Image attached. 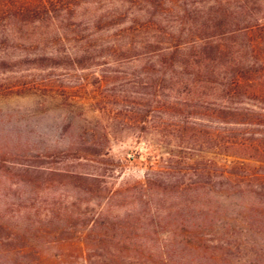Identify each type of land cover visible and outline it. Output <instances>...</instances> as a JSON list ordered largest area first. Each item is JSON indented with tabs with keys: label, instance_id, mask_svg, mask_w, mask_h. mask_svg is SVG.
Segmentation results:
<instances>
[{
	"label": "trees",
	"instance_id": "16d2710c",
	"mask_svg": "<svg viewBox=\"0 0 264 264\" xmlns=\"http://www.w3.org/2000/svg\"><path fill=\"white\" fill-rule=\"evenodd\" d=\"M261 1L214 0L208 9L193 11L172 1L164 13L146 15L144 24L127 30L147 33L139 47L152 61L145 81L150 99L135 125L144 150L137 145L113 164L105 145L91 139L87 154L76 159L92 171H64L77 191L69 217L78 219L64 227L75 232L73 244L79 241L85 264H258L243 258L264 254ZM101 2L0 0V51L38 49L42 35H61L60 28L74 26L73 35L62 34L60 43L89 53L99 46L94 33L102 24L122 20L114 12L97 13L95 3ZM78 16L80 24L71 21ZM26 54L22 62L33 66L49 60ZM7 63L0 57V71ZM140 157L147 164L144 179L114 188L107 180L114 166L121 169ZM49 206L53 216L61 212ZM51 224L41 223L40 230ZM19 248L0 252V264H74L78 256Z\"/></svg>",
	"mask_w": 264,
	"mask_h": 264
},
{
	"label": "rangeland",
	"instance_id": "374dc122",
	"mask_svg": "<svg viewBox=\"0 0 264 264\" xmlns=\"http://www.w3.org/2000/svg\"><path fill=\"white\" fill-rule=\"evenodd\" d=\"M172 1L190 11L208 9L214 2L102 0V4L95 3L97 13L114 12V17L122 20L103 23L94 33L99 46L89 53L71 42L60 43L62 34L73 35L74 26L60 28L61 35L57 31L42 35L38 49L13 46L0 51V57L8 60L7 68L0 71V223L7 226H0V252H17L23 245L30 252L76 254L73 263L85 264L84 258H79V241L73 244L75 232L64 227L69 221H78L69 217L77 191L64 171H92L93 166L80 165L85 160L76 159L87 154L91 139L105 145L113 164L130 156L129 151L137 145L144 150L145 140L138 141L135 125L137 113L146 110L143 105L150 99L145 81L152 61L139 47L147 33L128 34L127 30L136 23L144 24L146 15L164 13ZM261 2L264 10V0ZM90 8L93 10V5ZM71 21L80 24L82 19L78 16ZM28 51H32L29 59L39 53L49 60L43 66L22 62ZM167 151L162 150L164 155ZM124 164L121 169L114 166L107 178L114 188L128 180L144 179V157ZM33 165L44 170L36 172ZM49 205L61 212L53 216L45 209ZM41 223L52 224L43 232ZM6 236L13 239L7 241ZM257 254L249 252L243 261L264 264V254Z\"/></svg>",
	"mask_w": 264,
	"mask_h": 264
}]
</instances>
